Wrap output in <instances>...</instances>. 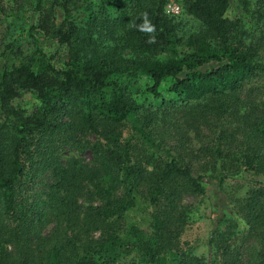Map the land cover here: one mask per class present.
I'll return each mask as SVG.
<instances>
[{
    "label": "trees",
    "instance_id": "16d2710c",
    "mask_svg": "<svg viewBox=\"0 0 264 264\" xmlns=\"http://www.w3.org/2000/svg\"><path fill=\"white\" fill-rule=\"evenodd\" d=\"M169 1L32 0V51H0V264H264V0H173L187 37ZM212 197L199 252L184 200Z\"/></svg>",
    "mask_w": 264,
    "mask_h": 264
},
{
    "label": "rangeland",
    "instance_id": "374dc122",
    "mask_svg": "<svg viewBox=\"0 0 264 264\" xmlns=\"http://www.w3.org/2000/svg\"><path fill=\"white\" fill-rule=\"evenodd\" d=\"M27 2L25 3L26 5V11L21 14V18H12L9 17L8 15H3L1 12V8L3 11H5V14L9 12L11 8L15 6V1L14 0H0V51L4 49V47L7 44L14 43L18 49L24 53V54H29L32 51L33 48V43L32 40L27 37L25 33H21L22 30H26L30 24L33 22L32 21V16L34 15V10L32 9L33 2L32 0H26ZM173 7L178 8L177 11L173 9ZM166 14L174 17L178 22H181L182 24V31L181 35L184 37H187L191 33H194L197 31L199 28V24L192 19L191 17L184 15L182 11V7L179 3L170 0L169 3L166 5L165 8ZM63 13L60 10H57L56 17H57V24H60L63 20ZM49 56H55V60L58 62H62L65 60L66 53L61 49L56 53V49H44ZM258 101L261 99L257 98ZM264 100V98L262 99ZM38 104L37 100L35 97L30 94V93H22L21 96L14 101V105L18 108L25 109L27 111H32L33 108ZM247 109H242L240 113L245 114L247 113ZM229 121V122H228ZM224 121L221 126L223 128L230 126L231 128L236 126V122H230V120ZM215 126H218L216 123ZM217 130L218 127H217ZM197 133L195 130H190L187 133V138L185 137V143L188 146H193L194 148L199 147L198 140L199 138L197 137ZM170 141V144L172 143L173 145L177 143V138L173 137ZM239 151H233L230 153H225L222 158L223 160H220L218 162L219 165H230L231 162L233 161V158ZM141 151H136V157L138 154H140ZM67 156V154H64ZM71 156L76 157L80 160H82L84 163H89L91 161V156L89 152H79L76 150H73L71 152ZM246 178L248 179H259L261 178L257 177L256 175L253 174H246ZM240 183L236 181L229 182L226 187L224 188V191L226 193H230L231 195H238L240 196L243 193V190L241 191ZM46 190V189H43ZM217 199H219V196H217ZM184 203H191L193 206L196 207L198 210V220L195 222L193 225H191L187 230L186 234L184 236V239L191 242L195 243L197 245H200L208 236V233L210 231V226H211V220L215 218L216 213H215V206H216V200L212 197L209 199H200V198H186L184 200ZM131 219L135 221H141L143 217V213L140 211L136 213H132ZM48 229H46L45 233H47ZM199 252L204 251V247L201 244L199 246ZM123 264H129V263H123Z\"/></svg>",
    "mask_w": 264,
    "mask_h": 264
},
{
    "label": "built area",
    "instance_id": "2783aa9c",
    "mask_svg": "<svg viewBox=\"0 0 264 264\" xmlns=\"http://www.w3.org/2000/svg\"><path fill=\"white\" fill-rule=\"evenodd\" d=\"M173 9H174L175 11H177V10H178V8H176V7H173Z\"/></svg>",
    "mask_w": 264,
    "mask_h": 264
}]
</instances>
